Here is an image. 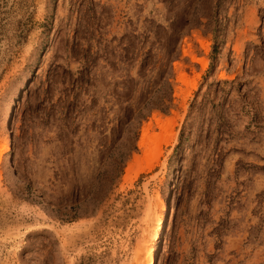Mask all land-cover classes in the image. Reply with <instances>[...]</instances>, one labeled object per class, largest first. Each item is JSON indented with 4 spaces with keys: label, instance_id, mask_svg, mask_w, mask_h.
I'll return each mask as SVG.
<instances>
[{
    "label": "rangeland",
    "instance_id": "rangeland-1",
    "mask_svg": "<svg viewBox=\"0 0 264 264\" xmlns=\"http://www.w3.org/2000/svg\"><path fill=\"white\" fill-rule=\"evenodd\" d=\"M158 244L264 264V0H0V264Z\"/></svg>",
    "mask_w": 264,
    "mask_h": 264
},
{
    "label": "bare ground",
    "instance_id": "bare-ground-1",
    "mask_svg": "<svg viewBox=\"0 0 264 264\" xmlns=\"http://www.w3.org/2000/svg\"><path fill=\"white\" fill-rule=\"evenodd\" d=\"M144 136V134H142ZM6 146H2V149H4ZM171 201L168 200L163 208V219L158 223L156 229L154 230L155 232H161L163 230H165L166 225L169 221V215H170V211H171ZM161 251V245L158 244L156 245L154 251L152 254H150L147 259H146V263L145 264H151L155 259H157L159 257ZM144 253H138V255L136 256V264H140L138 262L139 258L143 255Z\"/></svg>",
    "mask_w": 264,
    "mask_h": 264
}]
</instances>
